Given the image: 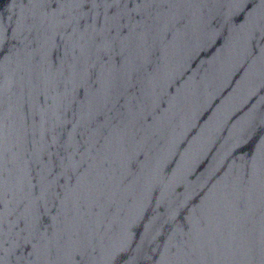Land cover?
Returning a JSON list of instances; mask_svg holds the SVG:
<instances>
[{"label": "water", "instance_id": "1", "mask_svg": "<svg viewBox=\"0 0 264 264\" xmlns=\"http://www.w3.org/2000/svg\"><path fill=\"white\" fill-rule=\"evenodd\" d=\"M0 264H264V0H0Z\"/></svg>", "mask_w": 264, "mask_h": 264}]
</instances>
